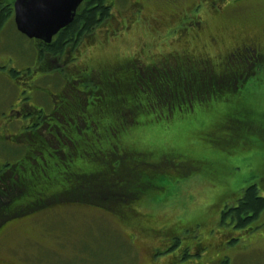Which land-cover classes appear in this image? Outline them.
Segmentation results:
<instances>
[{
    "label": "rangeland",
    "instance_id": "rangeland-1",
    "mask_svg": "<svg viewBox=\"0 0 264 264\" xmlns=\"http://www.w3.org/2000/svg\"><path fill=\"white\" fill-rule=\"evenodd\" d=\"M106 1L112 6L110 17L66 45L58 56L45 52L40 58L37 39L17 29L14 13L2 22L0 61L11 57V64L21 71L8 69L5 78L0 69V117L9 114L7 108L20 100L24 88L29 100L32 86L25 76L31 68L34 85L43 86L29 100L36 106L46 107L41 97L48 90L59 93L62 83L66 90L82 87L80 73L89 80L70 102L73 107L62 104L68 96H53L51 103L62 105L47 117L39 112L50 123L38 122L29 131L50 140L48 146L59 145L61 170L68 165L66 157L82 158L68 160L77 170L72 183L62 181L59 165H54L50 171L55 186L38 199L59 194L77 202L6 218L28 203L27 198L10 201L0 209V224L5 223L0 258L14 264H264V211L249 233L219 223L221 204L232 203L243 187L256 183L264 196V67L244 75L241 54L234 50L245 41L258 39L264 44V0ZM38 59L50 76L37 77ZM162 69L166 74L160 73ZM189 77L194 78L192 83ZM140 78L153 88L150 93L145 86L133 92L122 84V79L133 85ZM112 80L119 81L122 94L108 88ZM168 80L175 100L186 97L192 106L185 101L187 105L171 111L172 105H162L160 91L165 96L172 88L164 89ZM206 85L209 95H218L197 99L206 95ZM190 87L196 91L189 93ZM86 97L101 98L99 105L90 100L85 104ZM119 101L131 107L122 111L123 118L114 110ZM47 109L54 110L52 105ZM82 114L92 120L93 128H83ZM52 121L65 133L64 149L51 140L56 132ZM66 134L74 138L68 141ZM26 139L31 137L0 138V167L24 158ZM29 155L34 159L39 153ZM101 164L118 169L85 173ZM16 171L0 169V185L10 183L3 177ZM115 180L131 186L149 180L153 186L143 187L136 202L114 211L121 199L120 194L108 197L118 189L109 184ZM65 185L69 192H64ZM101 193L108 196L100 197ZM14 194H20L17 187ZM240 231L245 234L231 241L230 232ZM203 236L209 246L195 254L194 243Z\"/></svg>",
    "mask_w": 264,
    "mask_h": 264
},
{
    "label": "trees",
    "instance_id": "trees-1",
    "mask_svg": "<svg viewBox=\"0 0 264 264\" xmlns=\"http://www.w3.org/2000/svg\"><path fill=\"white\" fill-rule=\"evenodd\" d=\"M110 7L112 6L108 4L106 0H85V6L81 10V12L78 11L74 20L70 22L66 27L62 28L51 42L47 43V42L39 41V46H40V51H41V52L39 51V55L43 57L45 52L51 53L53 56L61 55L66 45L70 43L75 44L82 37V35H84L86 32L92 31V29L96 27L100 22L109 18L110 17L109 15L111 14ZM9 12H11V6L10 4H7L5 11L0 13V25L2 24L5 18L9 17ZM160 73H162V75L166 74V69L160 70ZM244 73H245L244 75L248 74V72L246 71ZM81 74L83 73H80L79 75ZM189 78H187L188 79L187 81L192 83V80L194 78H190V79ZM122 80H124L122 81V84L125 85L124 88H126V86H130V90H133V92H136L138 86H140L141 90L144 89V86L147 87L144 84L145 81H143V79L141 78L137 80L133 85L129 84L130 82H127L125 79H122ZM238 80L241 81L244 79H237V81ZM166 83L167 84H164V89H169V87H172V88L169 92H167V95L164 92L165 96H163L162 92L160 91L159 95H160V99H162L160 100L162 105L164 104V102L170 106L172 105V107H170L171 111H172L173 106L181 107L182 105L186 104V102L189 104V106H192V104H190L191 103L190 100L188 99L185 100L186 97L175 100V96L173 93L174 87L171 84L172 82L168 80L166 81ZM239 83L240 82H237L234 85L233 89L236 90L237 86H239ZM118 84H119V81H116V82L113 81V83L108 85V88L110 90H113L115 88L114 91L115 92L117 91V94H122L124 88L122 87L119 88ZM206 86L207 88L204 89L206 95L204 96L199 95L197 96V99L200 98L199 100L204 101L208 98L216 97L218 95V92H214L213 95H211L212 93L209 95V93L211 92L209 90L210 85H206ZM190 89L187 90L189 93L190 92L194 93V91H196V90L192 91V89L191 90ZM152 90L153 88H151L150 85H148L146 89V93L148 92L150 93V91ZM215 93H216V96L214 95ZM164 98L168 102H166ZM96 99L98 98L96 97ZM99 99L98 101L90 99V101H93L95 106H97L99 105ZM170 101H175V102L169 103ZM130 108L131 107L129 105L124 106V102L119 101L117 104V108H114V110L116 112L119 111L118 114L123 118L126 110ZM123 110L125 112H122ZM85 118H87V116H85ZM91 121L92 120L90 118L86 119L85 121L86 124L83 128H93V125H91ZM55 126L57 127V124ZM83 128H82V131H83ZM109 129L112 130L110 125H109ZM59 131L61 130L59 129ZM77 131L78 130H76V132ZM91 132L92 130L90 131V133ZM66 136L70 140L74 138L72 135H69V134H66ZM37 150L39 153L38 158L41 161H36L37 158L35 156H32V158H34L35 160L30 159V155H29L30 153H29L27 157L26 155L24 156V159L22 160L21 163H19L21 159L20 160L17 159L13 163L11 161L2 163L3 168L5 169L10 167V165L11 166L16 165V167H13V169H17V171L15 173L16 176L13 175L9 178L11 183H8L6 181V183H4V187L0 185V209L3 210L7 208L8 204H10V201H12L11 203L14 204L16 200L18 201L23 198L28 199V203L24 205L25 207L21 208V210L14 211L12 214L10 213L11 215L6 218H13L15 216L31 212L33 210L35 211L38 208H42V205H39L37 201L40 200L42 202V199L44 198H41L39 200L38 198L41 196H44L46 194V191L49 192V189H50L49 186L52 188L55 186L53 184L55 181L54 179L51 178V171H50L53 169L54 165H59L58 167L60 168V170L58 169L57 170L61 174L62 181L64 180L69 183H72V180L70 178L73 177L72 175L74 174V172H77V170L74 169L73 166L68 163V160L73 158L74 163H75L77 159H82L80 156H77V157L73 156V157H70L69 159L64 160V163H67L68 165H66V167L65 165H63L64 168H62L61 170V166H60L61 161L57 160L58 158L56 157V156L59 157V155L54 153L51 146H48L45 143H42L40 144ZM42 156H45L48 159L44 161V159H41ZM82 157H84V155ZM194 160L191 159V161H194ZM35 161L37 162V164H35ZM112 169H118V168L117 166H114V165L108 166V164H101V165H97L93 169H89V168L86 169L87 171L85 173L88 175H95L98 172L105 173L106 171H112ZM79 175H84V173H81ZM76 176H78V174ZM104 183L107 184V182H104ZM145 183L147 184L140 183L141 185L136 184L134 186H131L130 184L123 183L120 180H115V183L114 181H112L109 184H113L114 186H116L118 188L117 191L111 193L112 195H109V196L105 195L104 193H101L102 196L100 197L108 196L109 198L113 199L115 197V194H120L121 199L118 200L119 204L112 208L114 211L116 210L120 211L121 207L118 208L119 206L121 205L124 206L123 205L124 203L136 202L137 199L141 197L142 192H144V190L142 189L143 187L148 188L147 186H149L150 188L151 186H153L149 180ZM15 187L18 188V191L20 192V194H14ZM67 188L70 189L69 187ZM239 193L240 194L235 195V198L233 199L232 203L225 202L221 204L220 206L221 215L219 218V223L222 225L231 224L237 230L243 229L242 231H244V229H246L245 227H249L250 225H252L258 219L261 213L264 211V196L260 192L259 187L256 183H252V184L247 185L246 187H243L242 191L241 192L239 191ZM4 195L8 197L2 199V196ZM9 195H12V197H9ZM120 214H123V213L121 212ZM230 233H231V236L229 238L231 239V241H237L239 239L238 236L240 235V233H237V232H230ZM242 233L243 232H241V234ZM206 238H207L206 236L201 237V239H199L196 243H194V246L197 244L204 245Z\"/></svg>",
    "mask_w": 264,
    "mask_h": 264
},
{
    "label": "flooded vegetation",
    "instance_id": "flooded-vegetation-1",
    "mask_svg": "<svg viewBox=\"0 0 264 264\" xmlns=\"http://www.w3.org/2000/svg\"><path fill=\"white\" fill-rule=\"evenodd\" d=\"M8 4H10V3H8ZM6 6H7L6 3L5 4H1L0 3V13L5 11ZM10 6H11V16L13 15V13L15 15L14 2H13V4L11 3ZM84 6H85V0H83L78 5L76 14H77L78 11L81 12V10L84 8ZM1 25H0V27L2 28L3 26H1ZM54 37H53V39H54ZM39 41L46 42L43 39H37V43H39ZM234 50H236V52H239L241 54L240 57H239V60L241 62H243V64H244L243 68H245L244 71L248 72V76H250L251 74H254L255 71L258 68H263L264 67V44L261 41L259 42L258 39L255 40V41L251 40V41L242 42V43L238 44L235 47ZM37 55L40 58H42V56L39 55V51L37 52ZM10 58L4 59L5 61H2V62L0 61V69L4 68V76H5V78L8 76L7 73L10 72L8 69H11V70H13L15 72H18V73L21 71V68L15 66L14 64H11ZM36 62L38 63L37 66H36L38 71H35V73H38L37 77L38 78H43V77H47L46 75L50 76L49 73L46 72V68L42 64L43 61L38 59V60H36ZM206 62H208V61H205V63ZM208 65H210V64H208ZM27 68H31V66H27L26 69ZM31 70H32L31 74L28 75V76H25L26 78L29 79V84L32 86V89L29 91L30 93H28L30 98H32L35 95V93L39 90L40 86L43 88V86L40 83H36V85H34L35 76L36 75H33L34 68H31ZM0 71H2V70H0ZM30 78H32V80H30ZM85 79H87L86 78V73L81 74L79 81L83 82L81 84L82 87L72 86V88H69V90H66L65 84L62 83L61 88L60 87H59L60 89L58 88L59 93L52 92V91L48 90L46 97L44 96L45 97L44 98L42 96L41 99L43 101H44V99L46 100L47 106L48 105H52V107L54 108V110H52V111H49L47 109V106L46 107L44 105L36 106V102L31 103L29 101L30 98L28 100L27 96L23 94V90L25 92L26 89L24 88L23 90H21L20 91V94H21L20 100L17 101V102H12L10 104L9 108H7L9 114L8 115H2L1 114V117H0L1 118L0 119V138L1 139L9 138L11 140H15L16 141V140H20L23 137H25V138L31 137L30 140L28 139L29 141L27 139L25 140L26 146H27V152L24 153V156L26 155V157L28 156V154L30 152L38 151L37 149L40 146V144H42V143L52 144L50 142V140H47V139L43 138V136H41L40 133L37 134V133H34L32 131L31 132H29V131L31 129H36L35 127H37L36 124L38 122L39 123L40 122L50 123L51 120L47 119L46 117L52 115L54 113V111H56V109L60 105L68 104L69 106L73 107V105L70 102L76 101L77 96H78V94L76 92L84 91L85 89L83 88V86L86 87L88 85V82H85L86 81ZM87 80H89V79H87ZM69 81H70V79H69ZM75 82L78 83L77 81H75ZM75 87H77V88L75 89ZM57 95H59V96H68V98L62 104L54 105V104L51 103V100H52L53 96H57ZM86 99L84 101L85 104H87L88 101L90 100L88 97H86ZM39 112L46 113V115H45L46 117L42 116ZM34 113H37L36 117L33 116ZM81 117H82V119H86L83 114H82ZM52 122L54 124L53 126L55 127V130L57 131V133L54 132L52 134L51 140H55L57 142L59 141V143H61L62 148L64 149V147L68 143L65 142V141H62L61 137L65 133L64 132L62 133V131H59L58 127L55 126L57 124L56 122H54V121H52ZM39 132H41V131H39ZM64 138H66L68 141H70V139L67 136L64 137ZM30 144L34 145V147L37 148V149L35 150L33 147H30L29 146ZM58 147H59V145L57 143H55V146L52 147V150L57 155L59 154L58 153V149H57ZM36 158H37L36 161H41L38 158V156ZM69 158L70 157H66V159H69ZM23 159L24 158H21L19 163H21ZM41 159H44V161H46L48 158L45 157V156H42ZM33 160H35V159H33ZM36 161H35V164H37ZM38 164H39V162H38ZM51 165H52V163H51ZM0 169L5 170V171L6 170L10 171V170H13V166H11L10 168H7V169H5V168H3L1 166ZM10 173L11 172H8V174L6 176H4L3 178L6 177L7 180H8L11 176L15 175V174H10ZM9 181H10V179H9ZM65 187H66V185H65ZM67 189L68 188L66 187V189H64V192H69V190H67ZM75 202H77V200H72L70 198L60 197L59 194L58 195L57 194H50V195L44 197V199H42V202L40 200L37 201V203L39 205H42V207H44V208L50 207L52 205L75 203ZM3 226H5V223L0 224V230L3 228ZM254 227H255V225L252 224L249 227H245L246 229H244V230H246L247 233H249L250 231L254 230ZM243 234H245V233H243ZM243 234H240L238 236V238L240 239L241 238L240 236L243 235ZM250 244H253V241L251 240V238H250ZM188 247L192 248V246L191 247L188 246ZM207 247H208V245H206V244H204V245H201V244L195 245L194 246L195 254L200 255L201 253H204V251H206ZM87 261H84V262H87ZM0 264H14V263L10 262V261H8V260H6L4 258H0Z\"/></svg>",
    "mask_w": 264,
    "mask_h": 264
},
{
    "label": "water",
    "instance_id": "water-1",
    "mask_svg": "<svg viewBox=\"0 0 264 264\" xmlns=\"http://www.w3.org/2000/svg\"><path fill=\"white\" fill-rule=\"evenodd\" d=\"M82 1L59 0V6L52 13L50 23L46 27L38 28L31 22L37 11L35 0H14L16 26L29 37L51 42L54 35L75 18L77 7Z\"/></svg>",
    "mask_w": 264,
    "mask_h": 264
},
{
    "label": "snow or ice",
    "instance_id": "snow-or-ice-1",
    "mask_svg": "<svg viewBox=\"0 0 264 264\" xmlns=\"http://www.w3.org/2000/svg\"><path fill=\"white\" fill-rule=\"evenodd\" d=\"M37 11L32 18V23L38 27H46L50 23L52 13L58 8L59 0H35Z\"/></svg>",
    "mask_w": 264,
    "mask_h": 264
}]
</instances>
